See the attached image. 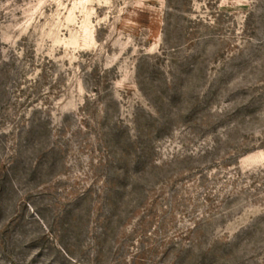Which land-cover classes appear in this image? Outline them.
Returning <instances> with one entry per match:
<instances>
[{"label":"rangeland","instance_id":"374dc122","mask_svg":"<svg viewBox=\"0 0 264 264\" xmlns=\"http://www.w3.org/2000/svg\"><path fill=\"white\" fill-rule=\"evenodd\" d=\"M0 264H264V0H0Z\"/></svg>","mask_w":264,"mask_h":264}]
</instances>
